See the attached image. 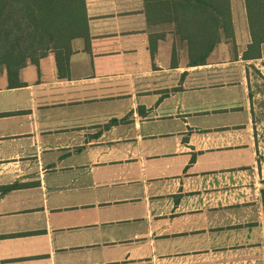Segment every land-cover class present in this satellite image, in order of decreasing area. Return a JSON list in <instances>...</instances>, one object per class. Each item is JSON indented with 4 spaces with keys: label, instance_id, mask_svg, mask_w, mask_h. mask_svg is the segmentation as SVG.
I'll return each instance as SVG.
<instances>
[{
    "label": "crops",
    "instance_id": "1",
    "mask_svg": "<svg viewBox=\"0 0 264 264\" xmlns=\"http://www.w3.org/2000/svg\"><path fill=\"white\" fill-rule=\"evenodd\" d=\"M232 10L239 59L221 44L189 67L178 45L174 68L144 0H89L63 74L50 55L22 87L0 78V264H261L240 252L264 248V206L230 190L259 166L246 71L226 69L250 64L244 0ZM238 87L243 105L205 93Z\"/></svg>",
    "mask_w": 264,
    "mask_h": 264
},
{
    "label": "trees",
    "instance_id": "2",
    "mask_svg": "<svg viewBox=\"0 0 264 264\" xmlns=\"http://www.w3.org/2000/svg\"><path fill=\"white\" fill-rule=\"evenodd\" d=\"M88 1L0 0V78L7 75L9 88L22 87V70L38 66L50 55L55 56L60 74L68 69L74 42L90 40ZM244 3L251 44L242 59L260 61L264 57V0ZM144 13L153 59L167 33L175 39L174 68L178 45L185 48L189 67L207 65L221 44L237 53L232 0H144Z\"/></svg>",
    "mask_w": 264,
    "mask_h": 264
},
{
    "label": "rangeland",
    "instance_id": "3",
    "mask_svg": "<svg viewBox=\"0 0 264 264\" xmlns=\"http://www.w3.org/2000/svg\"><path fill=\"white\" fill-rule=\"evenodd\" d=\"M232 55L230 60H236L235 51L232 49ZM222 55V54H221ZM221 56H214L215 61H219ZM239 59V57L237 58ZM246 63H238L232 64L228 66L226 69H229L233 76H237L241 71H246V78L248 81V86L250 89V99L252 104V112L254 117V135L257 141L258 146V162L259 166L257 167V171H253L252 169L245 173L243 177L245 180V184L242 183L238 188H231L230 190L241 189L246 194H242L245 197V201H250L251 206L262 205L264 206V57L260 61H252ZM239 76V75H238ZM207 95L216 98V99H228L235 101V105L244 104V90L242 87L238 88H228V89H220L214 88L210 91L205 92ZM235 117L231 116H221L209 119V121H213L214 124H218V120H231ZM204 121L203 119H198L197 122ZM258 193V196H256ZM250 205V204H249ZM244 258L246 257H256L261 259V264L264 262V248H253L241 251ZM231 254V253H230ZM205 262L200 261L197 258L191 259H176V258H166L164 261H160L154 264H204Z\"/></svg>",
    "mask_w": 264,
    "mask_h": 264
}]
</instances>
